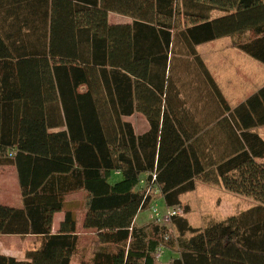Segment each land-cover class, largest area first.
I'll list each match as a JSON object with an SVG mask.
<instances>
[{"label": "trees", "instance_id": "trees-1", "mask_svg": "<svg viewBox=\"0 0 264 264\" xmlns=\"http://www.w3.org/2000/svg\"><path fill=\"white\" fill-rule=\"evenodd\" d=\"M11 1L0 0V167L16 168L22 206L0 203V238L42 240L0 264H71L77 217L53 225L76 192L100 244L81 264H159L173 238L136 218L156 192L188 213L181 197L198 180L258 205L203 229L174 216L179 257L168 264H264V86L232 107L198 50L229 37L264 64V1L29 0L26 21ZM136 112L150 126L142 135L124 120Z\"/></svg>", "mask_w": 264, "mask_h": 264}, {"label": "rangeland", "instance_id": "rangeland-1", "mask_svg": "<svg viewBox=\"0 0 264 264\" xmlns=\"http://www.w3.org/2000/svg\"><path fill=\"white\" fill-rule=\"evenodd\" d=\"M177 26L182 27L183 25L180 23ZM226 41H228V46L220 45V52L212 57L215 63L213 69L217 82L228 95L232 106H235L238 104V100H245L247 96L254 94L264 86V64L237 50L233 46V38H223L222 43ZM227 49L229 52L225 53ZM219 54L221 55L219 56ZM205 56L210 58L208 53ZM232 73L233 77H231ZM234 91L237 93L231 97L230 95ZM128 121L134 124L137 130L143 128L144 120L140 116L129 117ZM257 131L264 139V127ZM260 162L264 163V160H260ZM117 179L116 177L113 181ZM155 198L160 213L163 215L167 212L165 201L160 195H155ZM181 201L182 206L188 207L189 212L186 213L182 210L180 216L187 219L194 228L202 229L207 227L209 223L225 221L229 217L239 215L258 205L252 198L235 195L220 186L206 184L200 180L196 182V190L183 195ZM0 203L15 207L22 206V195L15 167H0ZM85 208L86 194L84 192H76L66 197L65 212L73 211L78 220L80 244L79 251L74 258L75 264H81L82 261L89 262L96 251L94 249H98L100 245L95 232L83 227ZM152 217L149 209L140 212L137 217V225L148 224L152 221ZM165 227L168 228V233L173 238V248L177 249V237L179 236L177 230L172 223L165 225ZM186 238L189 241L193 239L192 246L196 248H199L200 242L202 243L200 235H187ZM41 240L36 236H2L0 238V254L24 260L29 250L39 247ZM170 258V252L167 250L159 264H168Z\"/></svg>", "mask_w": 264, "mask_h": 264}, {"label": "crops", "instance_id": "crops-1", "mask_svg": "<svg viewBox=\"0 0 264 264\" xmlns=\"http://www.w3.org/2000/svg\"><path fill=\"white\" fill-rule=\"evenodd\" d=\"M11 1V0H10ZM264 1V0H263ZM8 2V1H7ZM12 3L14 2V0L11 1ZM22 2H24L23 4V9H21L20 11V14H19V18H21L22 20L26 21L30 18H33V15H31L30 11H29V0H22ZM220 14L219 13H214V17H218ZM173 24L175 25V28L176 29H183L184 28V20H183V17L181 15L178 14L177 17L173 18ZM15 20L14 18L11 20L13 21ZM37 20H38V14H37ZM109 20H110V23L112 24H130L132 23V18L128 17V16H124V15H120V14H116V13H110L109 15ZM9 21V20H8ZM10 21V22H11ZM9 22V23H10ZM182 24L183 26L182 27H178L177 25L178 24ZM222 40L223 39H220V40H217V41H214V42H210V43H207V44H204L202 46H199L198 50H199V53L201 55V57L203 58L206 66L208 67V69L210 70V72L212 73V75L214 76V78L216 79L215 75H214V69H213V65H215L214 63V60H212L213 56L214 55H218V53L220 52V48L219 46L220 45H224L223 47H226L228 46V41H226L225 43H222ZM227 43V44H226ZM230 46V45H229ZM233 50V49H231ZM235 50V49H234ZM217 52V53H216ZM226 52H229V49H227L225 51ZM209 55L210 58H207L205 55ZM221 54H219L220 56ZM221 58V57H220ZM223 58V57H222ZM224 59V58H223ZM225 61H228V60H225ZM233 77V73H232V76ZM217 81V80H216ZM218 83V82H217ZM223 95L225 96V98L228 100L229 104L232 106V104L230 103V100H229V97L228 95L224 92V90L222 89V87L220 86V84L218 83ZM237 93V91H234L230 96L231 97H234V94ZM252 95V94H251ZM251 95L247 96L246 99L248 97H250ZM245 99V100H246ZM245 100H238V104H236L235 106H232V107H236L238 106L239 104H241L242 102H244ZM242 101V102H241ZM140 116L143 120H144V125H143V128L141 130H137L135 125L133 124L134 128H135V131L138 135H142L144 133H146L149 129H150V126H149V123L147 121V119L145 118V116L140 113V112H136L132 117L134 116ZM125 121L127 120L128 121V118H125L124 119ZM264 160V159H263ZM117 178L119 179V175L117 176ZM57 216H59V218H57ZM64 218H65V211L64 212H61V213H57L54 217V225H53V233L56 234L58 231H59V228H60V225L61 223L64 221ZM136 224H137V218H136ZM79 240H80V237H79ZM100 246V245H99ZM94 250H97V249H94ZM93 250V252H94ZM169 252H170V256L171 258L170 259H173V258H176V257H179V253H178V248L174 250H170V249H167ZM166 250V251H167ZM95 253V252H94ZM71 264H75L74 263V260L72 261Z\"/></svg>", "mask_w": 264, "mask_h": 264}, {"label": "built area", "instance_id": "built-area-1", "mask_svg": "<svg viewBox=\"0 0 264 264\" xmlns=\"http://www.w3.org/2000/svg\"><path fill=\"white\" fill-rule=\"evenodd\" d=\"M158 193L156 192L155 195H157ZM156 199V198H155ZM153 200L150 207H149V211L151 212V215H153L152 217V221H156L157 223H159L162 226L168 225L172 222V218L174 216L180 215L182 210L181 208H172V209H168L167 208V212L164 213L163 215L160 213L159 210V206L156 200ZM167 235L165 236V241H169L171 235L169 233H166ZM166 248L165 246H161L157 253H156V260L160 261L162 256L165 254L166 252Z\"/></svg>", "mask_w": 264, "mask_h": 264}]
</instances>
